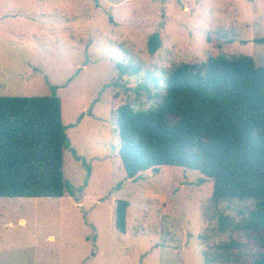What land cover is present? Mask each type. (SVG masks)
Wrapping results in <instances>:
<instances>
[{
  "label": "rangeland",
  "instance_id": "rangeland-1",
  "mask_svg": "<svg viewBox=\"0 0 264 264\" xmlns=\"http://www.w3.org/2000/svg\"><path fill=\"white\" fill-rule=\"evenodd\" d=\"M162 23V48L151 55ZM211 54L264 64V0H0V97L60 98L73 191L0 198V264H248L226 249L244 238L217 231L218 213L237 211L210 202L197 174L132 182L116 169L118 109L157 106L171 69ZM118 65L138 73L121 77ZM119 200L129 203L126 233L115 226Z\"/></svg>",
  "mask_w": 264,
  "mask_h": 264
},
{
  "label": "trees",
  "instance_id": "trees-1",
  "mask_svg": "<svg viewBox=\"0 0 264 264\" xmlns=\"http://www.w3.org/2000/svg\"><path fill=\"white\" fill-rule=\"evenodd\" d=\"M164 31L162 23L149 37L151 55L162 48ZM208 40L220 46V40ZM117 69L121 77L138 73ZM164 90L149 110L118 109L117 172L132 182L146 173L197 174L195 185L210 202H226L239 216L217 215L219 234L244 238L226 249L236 248L248 264H264V64L246 55L211 54L205 62L171 69ZM66 131L59 97H0V198L73 195L64 182V150L71 145ZM128 208L127 201H117L121 233ZM251 247L255 251L247 253ZM217 260L206 257L205 264Z\"/></svg>",
  "mask_w": 264,
  "mask_h": 264
},
{
  "label": "water",
  "instance_id": "water-1",
  "mask_svg": "<svg viewBox=\"0 0 264 264\" xmlns=\"http://www.w3.org/2000/svg\"><path fill=\"white\" fill-rule=\"evenodd\" d=\"M140 264H143V259L141 260Z\"/></svg>",
  "mask_w": 264,
  "mask_h": 264
},
{
  "label": "crops",
  "instance_id": "crops-1",
  "mask_svg": "<svg viewBox=\"0 0 264 264\" xmlns=\"http://www.w3.org/2000/svg\"><path fill=\"white\" fill-rule=\"evenodd\" d=\"M218 25H220V24H218Z\"/></svg>",
  "mask_w": 264,
  "mask_h": 264
}]
</instances>
